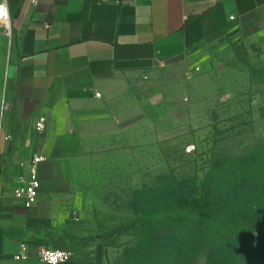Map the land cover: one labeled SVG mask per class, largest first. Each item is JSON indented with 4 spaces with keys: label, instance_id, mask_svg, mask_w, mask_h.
<instances>
[{
    "label": "crops",
    "instance_id": "1",
    "mask_svg": "<svg viewBox=\"0 0 264 264\" xmlns=\"http://www.w3.org/2000/svg\"><path fill=\"white\" fill-rule=\"evenodd\" d=\"M31 1L5 0L13 49L0 108V264H42L36 252L55 243L69 189L81 186L65 173L111 149L113 93L264 11V0ZM36 154L45 160L37 201L27 208L14 191ZM22 242L31 256L15 260ZM72 252L61 264H99Z\"/></svg>",
    "mask_w": 264,
    "mask_h": 264
},
{
    "label": "rangeland",
    "instance_id": "2",
    "mask_svg": "<svg viewBox=\"0 0 264 264\" xmlns=\"http://www.w3.org/2000/svg\"><path fill=\"white\" fill-rule=\"evenodd\" d=\"M12 49L0 27V108ZM110 102L111 149H97L88 164L86 157V165L65 173L81 186L69 189L60 234L47 247L124 264L143 231L161 229L145 227L141 200L156 202V194L175 184L201 196L207 176L233 160L264 165V11L128 79ZM185 247L180 264L224 263L209 248Z\"/></svg>",
    "mask_w": 264,
    "mask_h": 264
},
{
    "label": "trees",
    "instance_id": "3",
    "mask_svg": "<svg viewBox=\"0 0 264 264\" xmlns=\"http://www.w3.org/2000/svg\"><path fill=\"white\" fill-rule=\"evenodd\" d=\"M250 159L213 170L201 196L175 184L156 194V202L141 200L145 227L161 229L143 231L124 264H180L189 243L214 251L223 264H264V165H249Z\"/></svg>",
    "mask_w": 264,
    "mask_h": 264
},
{
    "label": "built area",
    "instance_id": "4",
    "mask_svg": "<svg viewBox=\"0 0 264 264\" xmlns=\"http://www.w3.org/2000/svg\"><path fill=\"white\" fill-rule=\"evenodd\" d=\"M36 0L31 1V5H34ZM231 19L233 17H230ZM10 15L5 0L0 1V27L4 29L5 33L10 37L11 35V23ZM162 62L161 64H164ZM99 97L100 93H96ZM46 120L44 117H39L36 122V129L42 132L45 129ZM45 157L42 155H34L31 160V169L27 178H21L20 185L15 189L14 196L17 199H21L25 207L30 208L37 201L40 189V180L38 176V165L44 161ZM28 245L25 242L20 244V250L13 258L15 260H26L30 257ZM74 257L73 252L63 248H51L40 247L36 252V258L42 264H61L69 261Z\"/></svg>",
    "mask_w": 264,
    "mask_h": 264
}]
</instances>
